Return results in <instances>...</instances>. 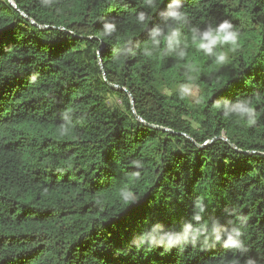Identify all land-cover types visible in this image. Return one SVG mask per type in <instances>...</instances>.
<instances>
[{
    "label": "trees",
    "instance_id": "obj_1",
    "mask_svg": "<svg viewBox=\"0 0 264 264\" xmlns=\"http://www.w3.org/2000/svg\"><path fill=\"white\" fill-rule=\"evenodd\" d=\"M12 1L0 264H264V0ZM224 19L239 47L216 65L192 29ZM244 99L254 124L225 115Z\"/></svg>",
    "mask_w": 264,
    "mask_h": 264
},
{
    "label": "clouds",
    "instance_id": "obj_2",
    "mask_svg": "<svg viewBox=\"0 0 264 264\" xmlns=\"http://www.w3.org/2000/svg\"><path fill=\"white\" fill-rule=\"evenodd\" d=\"M147 2L151 4L152 0H147ZM178 7L179 5L172 6L173 10H170L168 15L172 17L174 21L180 22L185 19V15L175 10V8ZM139 19L143 21L144 15L141 14ZM107 27L111 29L112 26L108 25ZM157 35H159V32L153 34V43H158V41L155 39ZM239 38L240 33L234 27L233 23L228 19H224L223 21L217 23L215 27L209 23L207 29L202 32L196 28H193L191 43L195 45L198 50H203L205 56L214 58L216 65H224L230 62L228 53L224 49L227 48L228 51L234 52L239 47ZM165 40L167 41V47L169 50L182 42L178 38V34L175 31L166 36ZM181 55L183 56L185 53L181 52ZM215 107L220 108L221 105L217 103L215 104ZM223 108L226 110L225 115L228 113H234L235 117L238 118L239 121L242 120L245 115H247L249 119L246 123L249 125L254 124L256 121V116L259 115L258 113L254 115L252 102L248 99L237 100V102L233 104L225 102ZM68 131L69 130L65 126H61V134H65ZM235 232L237 236L240 234L239 230H235ZM217 238L219 239V237ZM169 240H171V237H169ZM226 247L238 248L240 245L236 240H233L230 237Z\"/></svg>",
    "mask_w": 264,
    "mask_h": 264
},
{
    "label": "water",
    "instance_id": "obj_3",
    "mask_svg": "<svg viewBox=\"0 0 264 264\" xmlns=\"http://www.w3.org/2000/svg\"><path fill=\"white\" fill-rule=\"evenodd\" d=\"M9 1V3L12 5V6H14L15 7V5H14V3H13V1L12 0H8ZM23 16H25L23 13H21ZM28 19V18H27ZM28 20H30V19H28ZM32 23H34L32 20H30ZM39 27H44V28H47V26H39ZM100 53H101V51L99 50V52H98V56L100 55ZM111 87H114V88H117V86L116 85H111ZM129 96H130V101H131V104L133 105V98H132V96L129 94ZM139 120H141L142 121V119L139 117V116H136ZM162 129H164V130H168V129H166V128H162ZM220 138H222L223 140H225V141H227V138L226 137H224V136H220ZM211 142V140H209V141H207V143H210ZM207 143H205V144H207ZM204 144V145H205ZM234 148H235V146L234 145H232Z\"/></svg>",
    "mask_w": 264,
    "mask_h": 264
},
{
    "label": "rangeland",
    "instance_id": "obj_4",
    "mask_svg": "<svg viewBox=\"0 0 264 264\" xmlns=\"http://www.w3.org/2000/svg\"><path fill=\"white\" fill-rule=\"evenodd\" d=\"M186 91L190 96H195L196 95V89L192 86L186 87Z\"/></svg>",
    "mask_w": 264,
    "mask_h": 264
}]
</instances>
